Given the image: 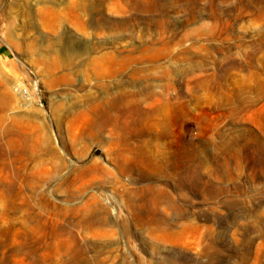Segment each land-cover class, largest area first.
Wrapping results in <instances>:
<instances>
[{"label": "rangeland", "instance_id": "1", "mask_svg": "<svg viewBox=\"0 0 264 264\" xmlns=\"http://www.w3.org/2000/svg\"><path fill=\"white\" fill-rule=\"evenodd\" d=\"M138 1L0 0V264H264V0Z\"/></svg>", "mask_w": 264, "mask_h": 264}, {"label": "bare ground", "instance_id": "2", "mask_svg": "<svg viewBox=\"0 0 264 264\" xmlns=\"http://www.w3.org/2000/svg\"><path fill=\"white\" fill-rule=\"evenodd\" d=\"M132 2L136 8H138L142 11H151L152 9L157 8V6H158V5L154 4L153 1H146V2L141 3L138 0H132ZM148 53H150V55H152L153 57H157L160 55V52L158 50H153V51H150ZM110 101H112V100H110ZM108 102H107V104H108ZM122 104L123 103H120V102L114 100L108 105L109 106L108 110L105 109L101 113H99V114L97 113L98 115H96V117L94 118V120L91 123V129H93L92 130L93 136L94 135L100 136L107 129H109L108 131L110 132V135L117 136V138H119L121 136V133H123V132H125L126 135H131V132H135L137 129L135 127L134 121L137 123H143L144 121H147L150 118L153 119L158 115H162L166 111V107H164V106L159 107V108L151 110V111L142 112L137 118H135L133 120V117H132L133 110H131V109L129 110L130 105H126V104L122 105ZM161 125H162V128L160 129L161 131L159 134L157 132V134L159 136H164L166 134L167 120L163 119L161 122ZM79 172L81 173L82 176H84L86 169L80 168ZM89 174H90V172H89ZM123 231H124V229H123ZM90 263H91V261H90Z\"/></svg>", "mask_w": 264, "mask_h": 264}, {"label": "built area", "instance_id": "3", "mask_svg": "<svg viewBox=\"0 0 264 264\" xmlns=\"http://www.w3.org/2000/svg\"><path fill=\"white\" fill-rule=\"evenodd\" d=\"M21 93H22L23 95H27V94H28L27 89H26V88H23V89L21 90Z\"/></svg>", "mask_w": 264, "mask_h": 264}]
</instances>
